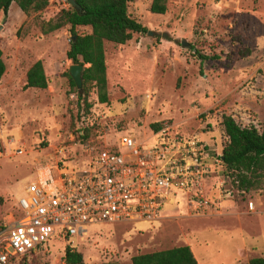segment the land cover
Returning <instances> with one entry per match:
<instances>
[{"label": "rangeland", "instance_id": "374dc122", "mask_svg": "<svg viewBox=\"0 0 264 264\" xmlns=\"http://www.w3.org/2000/svg\"><path fill=\"white\" fill-rule=\"evenodd\" d=\"M150 1L131 0L128 13L154 34L104 42L108 101L99 103L94 88L88 108L67 76V27L48 34L38 28L67 3L50 0L33 18L15 3L0 13V225L17 215L38 169L80 165L99 150L116 149L121 134L145 140L162 129L205 145L204 194L215 206L196 214L179 197L157 220L91 225L70 244L53 238L9 264H65L66 247L81 253V264H129L135 254L179 245H188L198 264L264 257V189L238 192L219 159L227 141L223 115L241 126L264 124V0H167L164 14L151 13ZM37 60L47 87L23 89Z\"/></svg>", "mask_w": 264, "mask_h": 264}, {"label": "built area", "instance_id": "2783aa9c", "mask_svg": "<svg viewBox=\"0 0 264 264\" xmlns=\"http://www.w3.org/2000/svg\"><path fill=\"white\" fill-rule=\"evenodd\" d=\"M116 147L80 165L57 162L35 172L18 199L17 215L0 227V264L53 238L70 244L91 225L157 220L179 197L196 214L215 206L204 194L210 171L199 139L162 129L145 140L121 134ZM247 208L254 211V202Z\"/></svg>", "mask_w": 264, "mask_h": 264}, {"label": "trees", "instance_id": "16d2710c", "mask_svg": "<svg viewBox=\"0 0 264 264\" xmlns=\"http://www.w3.org/2000/svg\"><path fill=\"white\" fill-rule=\"evenodd\" d=\"M75 1L80 5V10L68 4L67 7L59 9L53 18L39 21L38 28L41 34H48L67 27L71 36L66 57L74 64L84 65L81 91L77 92L78 99L85 102L88 93L95 88L98 102L106 103L108 94L104 42L124 44L134 33H145L147 29L128 13V3L131 0ZM12 3L20 8L26 18H33L49 6L50 0H0V13L6 16ZM166 3L167 0H151L149 10L151 13L164 14ZM81 27H88L89 31L78 32V28ZM17 34H20V29L17 30ZM1 55L0 49V79L5 71ZM67 76L71 86L75 87L68 72ZM46 87L47 77L43 64L37 60L26 72L23 89ZM85 104L88 108L89 105L86 102ZM221 122L227 136L219 155L222 174L231 180L238 192L264 189V124L260 129L254 126H241L231 115H223ZM153 128L158 130L159 125ZM14 259L15 257H10V262ZM62 260L65 264H81L82 255L66 247ZM129 264H198V262L188 245H179L135 254ZM247 264H264V257L251 258Z\"/></svg>", "mask_w": 264, "mask_h": 264}, {"label": "water", "instance_id": "95a60500", "mask_svg": "<svg viewBox=\"0 0 264 264\" xmlns=\"http://www.w3.org/2000/svg\"><path fill=\"white\" fill-rule=\"evenodd\" d=\"M69 5L74 6L76 9L80 10V5L76 3L75 0H68ZM147 35H153L154 32L151 30H147ZM182 45H184L185 43L182 41L181 42ZM84 65L82 64H74L71 63L68 66V74L71 77V79L73 80L76 88L81 91V87H82V70H83Z\"/></svg>", "mask_w": 264, "mask_h": 264}]
</instances>
